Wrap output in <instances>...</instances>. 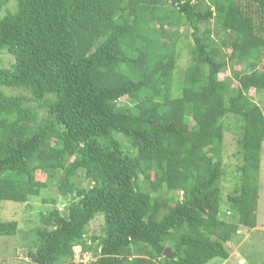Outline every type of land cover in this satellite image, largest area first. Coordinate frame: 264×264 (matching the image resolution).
<instances>
[{
  "label": "trees",
  "instance_id": "trees-1",
  "mask_svg": "<svg viewBox=\"0 0 264 264\" xmlns=\"http://www.w3.org/2000/svg\"><path fill=\"white\" fill-rule=\"evenodd\" d=\"M14 1L0 17L13 59L0 68V202L57 195L39 200L50 209L26 264L227 260L238 230L257 225L264 113L249 93H264V0ZM231 118L238 163L223 154ZM16 231L0 220V236Z\"/></svg>",
  "mask_w": 264,
  "mask_h": 264
},
{
  "label": "rangeland",
  "instance_id": "rangeland-1",
  "mask_svg": "<svg viewBox=\"0 0 264 264\" xmlns=\"http://www.w3.org/2000/svg\"><path fill=\"white\" fill-rule=\"evenodd\" d=\"M16 3L14 0H8L6 4L0 9V17H3L7 11H15ZM210 27L215 30L213 25ZM219 35L218 33H215ZM216 35V36H217ZM178 61L176 69V78L179 80L183 70L188 66L190 61V55L185 47V43L181 42L178 45ZM13 64V59L10 55L6 53H0V68L10 69ZM244 66H235L234 70L240 71ZM260 70L264 69V53L262 56V61L259 66ZM230 76V70L228 73L221 74L219 77L223 79L224 77ZM14 95H24L29 98V93L25 91L18 90L13 92ZM251 99L260 106L264 113V93L254 94L252 91L249 93ZM233 119L225 120L226 131L224 133L223 148L224 156L229 158V163L233 160L236 162L235 158L231 156L234 152L235 147L233 145V135L231 130ZM228 162V161H227ZM231 169H227V173ZM227 174L221 182L222 189V205H221V217L228 219L231 214L225 203L226 195L232 192L234 186V180ZM76 184L78 186H83L85 183L83 179H76ZM258 186H259V198L256 209L257 225L254 229L240 228L237 232L236 239L228 244L231 249L230 257L225 260L213 259L207 264H264V143L262 147L261 155V167L258 175ZM55 189L50 187L46 193L41 194L39 200L54 198ZM38 199V198H37ZM32 199L25 204H17L13 202H0V220L15 221L17 222V231L15 236L3 237L0 236V264H26L29 263V250L34 241V230L37 226L38 214L40 210L50 209L49 204L40 203L39 200ZM59 208L62 209L64 205L69 202L68 198H59ZM48 205V207H47ZM41 207V208H40ZM43 207V208H42ZM103 226L102 218L98 217L88 227L87 235L92 232L98 233ZM87 237V236H86ZM87 257V256H86ZM79 259V252L76 251L75 261Z\"/></svg>",
  "mask_w": 264,
  "mask_h": 264
},
{
  "label": "water",
  "instance_id": "water-1",
  "mask_svg": "<svg viewBox=\"0 0 264 264\" xmlns=\"http://www.w3.org/2000/svg\"><path fill=\"white\" fill-rule=\"evenodd\" d=\"M163 255H164V257H167V258H170V259L173 258V254H172V252H171V250L169 248L164 249Z\"/></svg>",
  "mask_w": 264,
  "mask_h": 264
},
{
  "label": "built area",
  "instance_id": "built-area-1",
  "mask_svg": "<svg viewBox=\"0 0 264 264\" xmlns=\"http://www.w3.org/2000/svg\"><path fill=\"white\" fill-rule=\"evenodd\" d=\"M83 257H84V260H88V258H89L88 255H86V254Z\"/></svg>",
  "mask_w": 264,
  "mask_h": 264
}]
</instances>
